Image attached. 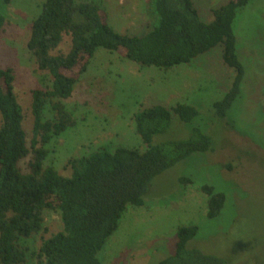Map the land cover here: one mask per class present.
<instances>
[{"label": "rangeland", "instance_id": "1", "mask_svg": "<svg viewBox=\"0 0 264 264\" xmlns=\"http://www.w3.org/2000/svg\"><path fill=\"white\" fill-rule=\"evenodd\" d=\"M44 1L12 0L5 5L0 0V13L7 20L0 33V68L14 71L29 146L34 125L32 91L46 89L52 79L48 72L37 70L27 47L32 23ZM91 1L106 10L116 32L145 35L153 28L150 15L155 0ZM194 2L201 19L210 23L212 9L228 0ZM234 32L246 74L241 94L223 120L216 117L213 104L228 92L235 71L224 64L222 46L168 71L142 68L100 48L72 97L65 101L76 125L52 139L44 165L66 176L71 175L66 168L70 158L102 147L145 151L147 145L136 132L134 115L155 104L186 103L200 113L191 123L173 114L170 127L155 136L153 144L189 139L196 128L215 140L214 151L195 153L155 177L143 206H128L117 231L99 253L102 264H157L175 254L179 226L191 224L199 232L190 247L230 264H264V0H252L238 11ZM70 47L71 37L66 35L54 54L67 53ZM52 115L48 107L45 118ZM185 178L192 182L186 183ZM203 185L226 194L224 209L215 219L207 216ZM62 230L61 215L46 211L44 229L24 244L37 250L43 240Z\"/></svg>", "mask_w": 264, "mask_h": 264}, {"label": "trees", "instance_id": "2", "mask_svg": "<svg viewBox=\"0 0 264 264\" xmlns=\"http://www.w3.org/2000/svg\"><path fill=\"white\" fill-rule=\"evenodd\" d=\"M11 1L3 0L5 5ZM251 1L228 0L212 9L214 19L206 23L194 0H155L150 15L153 28L145 35L116 32L106 10L94 1H44L32 23L27 47L37 70L48 72L52 79L46 89L32 91L31 146L14 89V71L0 68V264H102L99 253L117 231L128 206L145 204L152 180L195 153L215 150L212 136L198 128L189 139L153 144L155 136L168 130L173 114L191 123L200 113L186 103L171 107L155 104L134 115L136 132L147 145L145 151L102 147L70 158L66 167L70 176L45 167L49 143L76 125L65 101L72 97L97 51L102 48L142 68L168 71L222 46L224 64L235 71L230 89L213 104L216 117L223 120L240 96L246 74L238 55L234 22L238 11ZM6 21L0 13V33ZM66 35L71 37L69 51L54 54ZM48 107L53 115L46 119ZM201 190L208 197V218H217L226 194L211 185H203ZM46 211L61 215L63 230L32 251L24 241L44 229ZM198 232L194 224L179 226L175 254L157 264H230L190 247Z\"/></svg>", "mask_w": 264, "mask_h": 264}]
</instances>
